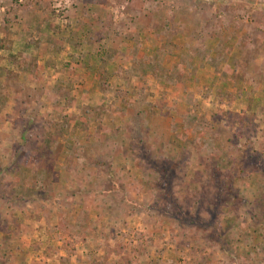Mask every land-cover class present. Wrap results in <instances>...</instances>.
Returning <instances> with one entry per match:
<instances>
[{
	"label": "rangeland",
	"instance_id": "374dc122",
	"mask_svg": "<svg viewBox=\"0 0 264 264\" xmlns=\"http://www.w3.org/2000/svg\"><path fill=\"white\" fill-rule=\"evenodd\" d=\"M0 264H264V0H0Z\"/></svg>",
	"mask_w": 264,
	"mask_h": 264
},
{
	"label": "trees",
	"instance_id": "16d2710c",
	"mask_svg": "<svg viewBox=\"0 0 264 264\" xmlns=\"http://www.w3.org/2000/svg\"><path fill=\"white\" fill-rule=\"evenodd\" d=\"M243 180H246L245 178ZM177 216H179V214L177 213Z\"/></svg>",
	"mask_w": 264,
	"mask_h": 264
}]
</instances>
